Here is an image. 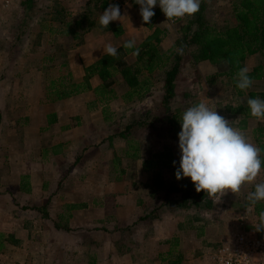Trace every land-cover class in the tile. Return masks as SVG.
Segmentation results:
<instances>
[{
	"label": "crops",
	"instance_id": "1",
	"mask_svg": "<svg viewBox=\"0 0 264 264\" xmlns=\"http://www.w3.org/2000/svg\"><path fill=\"white\" fill-rule=\"evenodd\" d=\"M163 17L162 12L155 22L161 30ZM124 19L116 24L123 25L125 32ZM163 45L164 39L159 45L164 52ZM84 59L82 49L66 56L71 63ZM84 72L71 74L83 80ZM8 78V74L0 76L2 264H214L213 225L172 214L166 206L186 205L178 199L166 201L164 214H158L148 196L138 200L136 190L141 185L135 178L122 176L119 139L106 134L110 126L119 124V119L105 116L107 111L118 115L111 101L95 102L93 90L54 102L45 96L31 101L28 95L35 89L21 86L23 77L5 85ZM118 98L117 93L114 100ZM249 125L241 130L258 145L255 127L249 131ZM134 147L139 149L136 143ZM126 151L129 159L143 157ZM150 162L144 171L153 175L157 171L156 181L161 175L157 169L164 166L161 161ZM146 203L152 207L148 211Z\"/></svg>",
	"mask_w": 264,
	"mask_h": 264
},
{
	"label": "rangeland",
	"instance_id": "2",
	"mask_svg": "<svg viewBox=\"0 0 264 264\" xmlns=\"http://www.w3.org/2000/svg\"><path fill=\"white\" fill-rule=\"evenodd\" d=\"M127 1L119 6L121 15L125 18L123 24L126 31L122 36L115 37L111 31H105L100 26L99 17L102 13L99 12V3H95V0H11L8 7L0 12V76L9 75L5 85L12 86L18 77H23L24 84L21 82V86L25 85L30 89H35V93L33 91L28 98L31 101H37L38 98L43 100L51 80L66 76L71 72L77 76L84 74L85 66L98 60L100 55L105 53L104 48L107 44L110 43L117 48L131 39H135L136 45L139 44L149 34V31L142 25L140 5L135 7L133 6L135 0ZM233 1L201 0L200 6L212 23L232 25L234 23ZM154 8H158V5ZM85 13L88 18L84 20L82 28L79 29V37L74 38L70 34L67 35L68 38H65L62 34L67 30L66 24L69 22L70 26H74V21L80 19ZM186 18L175 22L168 21L165 15L160 18L159 26L167 31L163 45L164 52L175 44H177L176 50L180 48L178 42L185 33L189 32ZM116 23V21L110 22L109 26ZM77 49L83 50L84 61L67 62L68 53ZM78 55L80 58L81 55ZM51 56L55 60H47ZM86 59L88 62L85 61ZM134 60L133 55L128 57L129 62ZM260 64H264L263 54L249 57L244 67L251 71ZM227 69L226 64L213 65L206 61L193 63L189 53H185L182 69L176 82V95L167 108L162 106L164 72L153 74V87L143 98L133 96L129 99L126 85L119 83L115 86L119 98L110 103L116 106L115 110L118 115L107 111L105 116L107 115L110 120L119 119V124L115 123L114 126H110L106 134L112 137L114 133L115 138L119 139L122 176L130 175L131 178H135L136 184L141 185L136 190L138 200L148 196L150 201L155 202L154 210L156 207L159 208L158 214H164L166 201L175 199L184 201L187 184L191 181L190 177L177 180L173 168L159 167L157 170L161 172L159 175V180L163 182L161 185L155 181L157 171L154 175L144 171L148 161L159 162L163 157L164 162H169L171 159L163 155L168 151H171L175 160H180L178 133L181 131L182 113L187 108L203 101L230 121L233 128L240 129L239 122L242 117L234 116L230 110L245 103L246 96H238L230 79L218 75ZM90 83L91 86H96L99 80L92 79ZM251 90L260 94L264 93V82H254ZM92 98L91 94L89 101ZM174 114L178 115L179 122L176 130L169 123L170 116ZM248 122H250L249 131L254 127V129L264 127V121L249 119ZM134 143L139 149L135 150ZM252 143L257 145L256 142ZM114 150L116 154V143ZM126 150H130V153L136 151L143 157L140 160L129 159L125 156ZM262 155L264 156V153ZM105 170L107 171L106 167ZM256 182H264V171L258 176ZM174 183H176L174 187L178 189L169 191ZM136 184H134L135 187ZM253 190L254 186L248 185L239 194L229 191L210 208L193 206L188 202L183 209L173 204L166 208L174 215L182 214L186 218L195 217L201 224L213 225L212 234L215 239L210 249L211 252H215L231 233L242 228L239 221L240 216L244 214L247 216L246 225L243 227L255 229L259 214L264 212V202L252 206L246 200V194ZM225 197L230 204L225 202ZM107 201L111 203L109 196ZM148 204L150 203H146L145 206L146 211L152 208ZM257 233L264 238V231H257ZM162 254L164 255V252ZM114 258L110 256L111 263ZM1 262L2 258H0V264Z\"/></svg>",
	"mask_w": 264,
	"mask_h": 264
},
{
	"label": "trees",
	"instance_id": "3",
	"mask_svg": "<svg viewBox=\"0 0 264 264\" xmlns=\"http://www.w3.org/2000/svg\"><path fill=\"white\" fill-rule=\"evenodd\" d=\"M95 3H99L98 10L100 13H103L109 4H114L112 0H95ZM133 6L137 7L138 4L134 1ZM153 11L155 15L150 24H145L141 16L142 25L151 33L135 45L140 50L139 55L132 54L135 48L125 49L123 47L125 41L117 47V56L104 54L97 61L88 65L85 68L86 75L83 80H75L72 74L51 80L46 89V100L54 102L93 90L96 96L95 102L108 103L117 97L115 86L119 83L127 86L129 99L133 96L143 98L153 87V74L164 72L162 106L167 108L176 95V82L182 69L184 54L189 53L193 63L206 61L213 65L226 64L228 66L226 71L218 75L230 79L238 96H246L245 103L230 110L234 116L242 117L239 122L240 129H246L248 120L256 119L251 116L247 100L257 97L264 100V93L260 94L251 90L254 83L247 91H241L236 87L235 77L249 57L257 54L264 55V0H234L232 3L234 23L232 25L212 23L200 6V10L194 16H186L189 32L185 33L181 41L178 42L179 47L184 49L183 55L178 54L177 44L168 51H161L159 45L165 39L167 31L166 29L161 30L155 25L162 13L160 9L154 8ZM87 18V13H85L80 19L74 21V26H70L68 22L66 24L67 30L63 33L65 35L72 34L74 38H78L79 29L82 28V24ZM104 30L111 31L115 37H120L124 34L125 29L121 24H114L104 28ZM131 55L135 58L133 62L128 61V57ZM248 75L254 82H264V64L254 67ZM94 77H97L100 83L92 88L90 81ZM177 117L178 115L174 114L169 118V123L175 130L179 124ZM253 135L256 136L259 148L263 153L264 127L260 126L254 129ZM163 155L171 160L164 162L162 157V165L165 168H173L176 172L180 160H175L171 151ZM156 182L163 185V182H160L158 178H156ZM174 186L175 184H172L169 191L178 189ZM186 188L187 191L183 197L185 204L188 202L193 206L212 207L214 200L209 198L204 191L197 193L192 181L188 182Z\"/></svg>",
	"mask_w": 264,
	"mask_h": 264
},
{
	"label": "clouds",
	"instance_id": "4",
	"mask_svg": "<svg viewBox=\"0 0 264 264\" xmlns=\"http://www.w3.org/2000/svg\"><path fill=\"white\" fill-rule=\"evenodd\" d=\"M140 5V15L145 24H150L159 4L168 21L175 22L186 16L192 17L200 10L201 0H135ZM118 4H109L99 17L102 28H108L110 22L122 21ZM135 39L124 43L125 49H134L133 55H139ZM109 56H117L118 50L110 43L104 48ZM183 55V47L177 49ZM249 69L243 67L236 74V87L247 91L254 83L248 75ZM247 104L251 116L264 121V100L249 98ZM181 131L178 133L180 164L176 170L177 180L190 177L197 193L204 191L216 203L229 191L239 194L248 185L254 190L246 194V200L252 206L264 202V182H256L262 169V150L250 142L246 134L231 126V122L218 114L216 109L203 101L187 108L180 119ZM175 164V162H173ZM256 231H264V212L259 214Z\"/></svg>",
	"mask_w": 264,
	"mask_h": 264
},
{
	"label": "built area",
	"instance_id": "5",
	"mask_svg": "<svg viewBox=\"0 0 264 264\" xmlns=\"http://www.w3.org/2000/svg\"><path fill=\"white\" fill-rule=\"evenodd\" d=\"M11 0H0V12L7 8ZM121 6L127 0H112ZM158 8L159 7V4ZM242 228L232 234L229 241L223 243L215 252L214 264H264V238L253 228L246 225V214L240 216Z\"/></svg>",
	"mask_w": 264,
	"mask_h": 264
}]
</instances>
